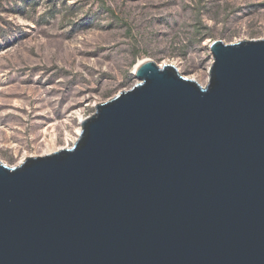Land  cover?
<instances>
[{"label":"water","instance_id":"water-1","mask_svg":"<svg viewBox=\"0 0 264 264\" xmlns=\"http://www.w3.org/2000/svg\"><path fill=\"white\" fill-rule=\"evenodd\" d=\"M206 86L145 61L73 147L0 159V264H264V40Z\"/></svg>","mask_w":264,"mask_h":264},{"label":"rangeland","instance_id":"rangeland-1","mask_svg":"<svg viewBox=\"0 0 264 264\" xmlns=\"http://www.w3.org/2000/svg\"><path fill=\"white\" fill-rule=\"evenodd\" d=\"M216 40H264V0H0V159L73 147L141 61L206 86Z\"/></svg>","mask_w":264,"mask_h":264},{"label":"bare ground","instance_id":"bare-ground-1","mask_svg":"<svg viewBox=\"0 0 264 264\" xmlns=\"http://www.w3.org/2000/svg\"><path fill=\"white\" fill-rule=\"evenodd\" d=\"M147 61V60H146ZM145 62V60L144 61H141L137 66H136V68H135V71L137 72V69L143 64ZM79 132H80V130H79Z\"/></svg>","mask_w":264,"mask_h":264}]
</instances>
